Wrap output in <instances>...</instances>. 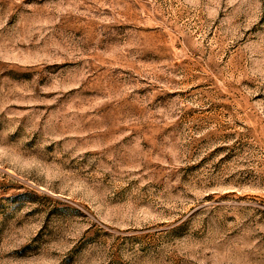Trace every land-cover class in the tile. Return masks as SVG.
<instances>
[{
	"label": "rangeland",
	"instance_id": "1",
	"mask_svg": "<svg viewBox=\"0 0 264 264\" xmlns=\"http://www.w3.org/2000/svg\"><path fill=\"white\" fill-rule=\"evenodd\" d=\"M0 264H264V0H0Z\"/></svg>",
	"mask_w": 264,
	"mask_h": 264
}]
</instances>
